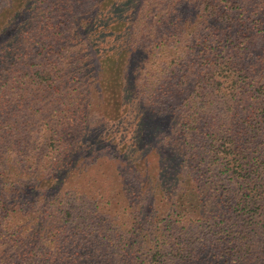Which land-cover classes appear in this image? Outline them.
<instances>
[{
  "label": "trees",
  "instance_id": "1",
  "mask_svg": "<svg viewBox=\"0 0 264 264\" xmlns=\"http://www.w3.org/2000/svg\"><path fill=\"white\" fill-rule=\"evenodd\" d=\"M0 264H264V0H1Z\"/></svg>",
  "mask_w": 264,
  "mask_h": 264
},
{
  "label": "rangeland",
  "instance_id": "2",
  "mask_svg": "<svg viewBox=\"0 0 264 264\" xmlns=\"http://www.w3.org/2000/svg\"><path fill=\"white\" fill-rule=\"evenodd\" d=\"M0 2H1V0H0Z\"/></svg>",
  "mask_w": 264,
  "mask_h": 264
}]
</instances>
